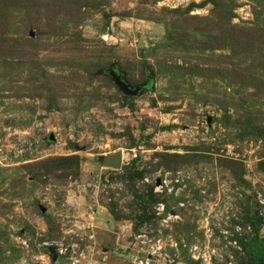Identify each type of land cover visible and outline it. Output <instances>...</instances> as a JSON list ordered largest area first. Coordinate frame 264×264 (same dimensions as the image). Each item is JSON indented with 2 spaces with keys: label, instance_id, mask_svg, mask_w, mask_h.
<instances>
[{
  "label": "rangeland",
  "instance_id": "obj_1",
  "mask_svg": "<svg viewBox=\"0 0 264 264\" xmlns=\"http://www.w3.org/2000/svg\"><path fill=\"white\" fill-rule=\"evenodd\" d=\"M214 1L9 0L0 15V264H56L48 248L72 238L91 252L81 224L99 208L129 225L126 264L138 234L161 239L159 264H239L247 213L262 218L264 237V0ZM221 7L246 28L235 53L201 41L223 21ZM108 62L145 89L124 96L98 74ZM118 151L120 169L104 167ZM59 156L77 157V168L40 164ZM134 171L144 173L135 188L160 200L137 233Z\"/></svg>",
  "mask_w": 264,
  "mask_h": 264
},
{
  "label": "trees",
  "instance_id": "obj_2",
  "mask_svg": "<svg viewBox=\"0 0 264 264\" xmlns=\"http://www.w3.org/2000/svg\"><path fill=\"white\" fill-rule=\"evenodd\" d=\"M212 2H215L212 0ZM9 6V0H0V15L4 14V7ZM217 7V5H216ZM223 12L225 13V17L221 23H213V20L211 18H206L204 19L205 23L207 25L212 23L214 25H218V27L211 31L210 35H201L202 40L201 41H206L207 43H210V51L213 53L216 48H228L230 52H234L235 48L240 46L241 44H244L242 42V38L244 37V31L246 28L243 27H238L236 25H231V11L228 10V8L224 7L222 8ZM254 15L257 17V12L254 11ZM223 22V23H222ZM195 31H199L198 29H194ZM170 36L171 33L169 32ZM168 34V35H169ZM28 43H32L31 39H28ZM235 53V52H234ZM234 56V54H232ZM220 58L223 57V55H219ZM224 57L228 58V56L224 55ZM8 64V63H7ZM159 65L161 68L163 67L164 69L166 67H171L168 66L169 64L163 60L159 62ZM111 67L115 68L116 65L113 62H108L107 65L104 68H101L98 74L104 78H107L108 80L112 81V79L107 75V70H109ZM178 65H175V68H177ZM183 67V66H182ZM190 68L193 67H200L198 64L194 66H189ZM201 68H206L207 70L211 69L212 66L209 65L207 67H201ZM182 69V68H181ZM187 69V68H186ZM121 73V71H120ZM122 74V73H121ZM123 75V74H122ZM125 81L126 77H124ZM116 87V86H115ZM117 88V87H116ZM118 89V88H117ZM119 90V89H118ZM127 98V97H126ZM250 125V124H249ZM160 155V154H159ZM162 158H167V157H172V158H177L179 157L178 155H169L167 153H161ZM78 158L73 157V156H59V157H50L48 159H45L40 162V164L44 166H55L56 172L58 170H62L64 173L63 174H68L69 170L72 168H77L78 166ZM226 162L228 163H234L237 164L235 161H232L230 159H226ZM143 171H134L131 173L129 176L130 180L129 182L132 183V191L131 195L133 199L136 201L139 210H140V215L134 219L131 225V232L137 233L139 228L149 222L151 220V215L148 212L151 206L157 202H159V199H155V195L153 194L152 188L150 189L149 193L146 195L144 193H141L138 189L135 188V185H133L134 181L136 180L135 178L142 177ZM112 218L116 222H121L122 218L116 217L115 214L112 211H109ZM248 222H250L251 228H252V233L251 235L242 237L239 241L240 244V250L242 251V256H240V262L239 264H264V237L259 236V229L261 228L263 224V220L261 217H259L257 212H254V214L247 213L246 216ZM53 231L50 230V233L52 234Z\"/></svg>",
  "mask_w": 264,
  "mask_h": 264
},
{
  "label": "crops",
  "instance_id": "obj_3",
  "mask_svg": "<svg viewBox=\"0 0 264 264\" xmlns=\"http://www.w3.org/2000/svg\"><path fill=\"white\" fill-rule=\"evenodd\" d=\"M106 211V210H105ZM97 209L96 215L89 221L87 218L82 226L89 228L90 244L93 246V253L87 254L86 258L82 259L80 264H126L122 254H126L129 242L122 239L121 232L128 234L129 225H124L121 222H116L107 211ZM45 226V225H44ZM82 228V227H81ZM43 231V227H41ZM118 246L117 248H115ZM121 248V249H120ZM119 252H116V250ZM120 254V255H117ZM125 256V255H124ZM126 263H125V262ZM56 264H70L67 256L57 257Z\"/></svg>",
  "mask_w": 264,
  "mask_h": 264
},
{
  "label": "built area",
  "instance_id": "obj_4",
  "mask_svg": "<svg viewBox=\"0 0 264 264\" xmlns=\"http://www.w3.org/2000/svg\"><path fill=\"white\" fill-rule=\"evenodd\" d=\"M157 210H163V207H159ZM81 241L82 239L75 240L72 238L67 243H64L63 241L56 243L57 247L55 249L57 255L65 257L67 256L70 264H80L82 259L86 258L88 254H86L85 250L82 249L80 243ZM20 245L24 248L28 247L26 241H21ZM163 245L164 244L162 243L161 239H149L145 234H138L135 236L132 247L129 248L130 253L127 255L133 264H159V260L162 257L168 256L164 251H162ZM89 247L90 250H92L89 253L92 254L94 248L91 244ZM208 258L209 256L207 259Z\"/></svg>",
  "mask_w": 264,
  "mask_h": 264
},
{
  "label": "water",
  "instance_id": "obj_5",
  "mask_svg": "<svg viewBox=\"0 0 264 264\" xmlns=\"http://www.w3.org/2000/svg\"><path fill=\"white\" fill-rule=\"evenodd\" d=\"M107 75L112 79L113 84L119 89V91L124 95V96H138L141 91L142 87L141 86H135V87H130L128 83L125 81L124 76L120 73L119 70L114 69L111 67L107 71ZM145 88V87H144ZM50 141L54 140V137L51 135L49 138ZM122 152L118 151L112 155H109L105 158L102 159V164L104 167L107 168H114V169H120L122 165ZM16 161H20V158H17ZM49 254L52 262H55L57 260V253L56 249L54 247H49Z\"/></svg>",
  "mask_w": 264,
  "mask_h": 264
},
{
  "label": "flooded vegetation",
  "instance_id": "obj_6",
  "mask_svg": "<svg viewBox=\"0 0 264 264\" xmlns=\"http://www.w3.org/2000/svg\"><path fill=\"white\" fill-rule=\"evenodd\" d=\"M115 69V68H114ZM142 87V90L145 89L144 86H141Z\"/></svg>",
  "mask_w": 264,
  "mask_h": 264
}]
</instances>
